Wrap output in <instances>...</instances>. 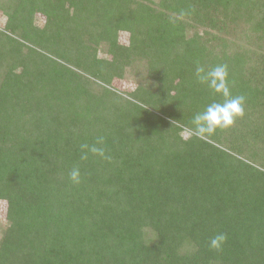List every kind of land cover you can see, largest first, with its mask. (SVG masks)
Returning <instances> with one entry per match:
<instances>
[{"label": "trees", "instance_id": "obj_1", "mask_svg": "<svg viewBox=\"0 0 264 264\" xmlns=\"http://www.w3.org/2000/svg\"><path fill=\"white\" fill-rule=\"evenodd\" d=\"M0 12V264H264V0H0ZM137 62L153 84L111 88ZM196 62L227 64L246 97L243 118L205 139L190 121L222 97ZM98 136L111 161H82Z\"/></svg>", "mask_w": 264, "mask_h": 264}, {"label": "clouds", "instance_id": "obj_2", "mask_svg": "<svg viewBox=\"0 0 264 264\" xmlns=\"http://www.w3.org/2000/svg\"><path fill=\"white\" fill-rule=\"evenodd\" d=\"M195 12L194 6L189 9H182L179 13L181 18ZM228 65L217 64L205 67L196 62L195 78L199 84L206 85L216 95L222 97L221 101H213L204 111L194 114L188 129L192 136L197 139H205L214 135L217 129L226 130L235 125L238 118L245 115L246 97L244 95L232 96L228 81ZM174 122V121H173ZM105 137L98 136L92 144L82 143L80 145V159L86 161L89 154L111 161L105 147ZM69 179L74 184L81 182L79 166H74L68 173ZM226 233H217L209 239V247L212 250L220 251L227 242Z\"/></svg>", "mask_w": 264, "mask_h": 264}, {"label": "rangeland", "instance_id": "obj_3", "mask_svg": "<svg viewBox=\"0 0 264 264\" xmlns=\"http://www.w3.org/2000/svg\"><path fill=\"white\" fill-rule=\"evenodd\" d=\"M38 25H43L44 21L46 20L45 16L42 14H37ZM6 16L0 12V27H2L5 24ZM118 41L122 44L127 45L130 41V36L128 32H120L118 36ZM127 72H125L122 76H117L112 84L111 88L122 92V93H131L135 91L139 86H144L143 84L146 83V85L150 84L151 81L146 78L147 71L146 66H139L138 62L134 67L127 68ZM153 84V82L151 83ZM146 87V86H145ZM143 102L146 103V106H149L148 108L154 109L155 111H160L165 116H172V113L170 111H166V109L162 106H157L156 104L153 105L150 100H144ZM171 118V117H170ZM189 134L187 132H184V136L187 137ZM6 220V205L5 201H0V233L2 231V227H4V222Z\"/></svg>", "mask_w": 264, "mask_h": 264}]
</instances>
